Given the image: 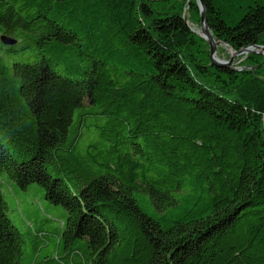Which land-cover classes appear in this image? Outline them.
<instances>
[{
  "label": "trees",
  "instance_id": "trees-1",
  "mask_svg": "<svg viewBox=\"0 0 264 264\" xmlns=\"http://www.w3.org/2000/svg\"><path fill=\"white\" fill-rule=\"evenodd\" d=\"M203 1L264 46V0ZM192 24L198 0H0V170L66 209L28 264H264V54L219 67ZM25 241L0 184V264Z\"/></svg>",
  "mask_w": 264,
  "mask_h": 264
},
{
  "label": "rangeland",
  "instance_id": "rangeland-1",
  "mask_svg": "<svg viewBox=\"0 0 264 264\" xmlns=\"http://www.w3.org/2000/svg\"><path fill=\"white\" fill-rule=\"evenodd\" d=\"M201 27L202 25L192 24L193 31L200 36L203 34ZM218 43H220V45L217 47L216 56L221 59L230 60L234 56L235 51L222 42ZM250 53L264 54V49H255L254 52H245L234 56L231 68L244 70L245 67L242 65V61ZM16 58L27 60V58H23L22 56H17ZM0 184L2 186V193L8 202L10 217L14 223L25 232L26 241L23 261L24 264H28L31 258V249L29 247L31 237L26 233L28 226H30V224L35 226L43 224L44 218L50 216V218H57V221L54 220L52 224L57 228H61L66 209L60 204H54L46 200L44 187L39 183H31L26 189L20 188L15 184L6 170H0ZM42 211L46 216H43ZM41 255L44 256L45 251H43Z\"/></svg>",
  "mask_w": 264,
  "mask_h": 264
},
{
  "label": "water",
  "instance_id": "water-1",
  "mask_svg": "<svg viewBox=\"0 0 264 264\" xmlns=\"http://www.w3.org/2000/svg\"><path fill=\"white\" fill-rule=\"evenodd\" d=\"M200 8H201V13H202V31L203 34H201L210 44L211 47V59L212 62L216 65H218L219 67H232V63L234 60V56L245 53V52H254V50H252L251 48H262L264 49V46L258 45V44H253L247 47L242 48L239 51H235L234 56L230 59V60H225V59H221L219 57L216 56V51H217V47H216V39L213 36L212 31L210 30V27L207 23V16H206V7L204 4L203 0H198ZM1 40L4 44L6 45H13L17 43V40L15 38H12L10 36L7 35H3L1 37ZM223 43V42H222ZM225 44V43H224ZM227 45V44H225ZM256 52V51H255ZM236 70V68H234Z\"/></svg>",
  "mask_w": 264,
  "mask_h": 264
},
{
  "label": "bare ground",
  "instance_id": "bare-ground-1",
  "mask_svg": "<svg viewBox=\"0 0 264 264\" xmlns=\"http://www.w3.org/2000/svg\"><path fill=\"white\" fill-rule=\"evenodd\" d=\"M218 45H220V43L216 42V47H218ZM252 50H255V49H259L261 50L262 48H251Z\"/></svg>",
  "mask_w": 264,
  "mask_h": 264
}]
</instances>
